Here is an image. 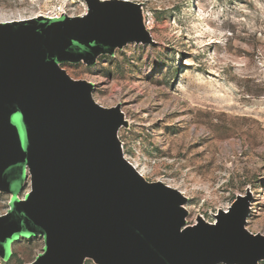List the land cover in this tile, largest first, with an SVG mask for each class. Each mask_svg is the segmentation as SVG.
I'll use <instances>...</instances> for the list:
<instances>
[{"label": "water", "instance_id": "95a60500", "mask_svg": "<svg viewBox=\"0 0 264 264\" xmlns=\"http://www.w3.org/2000/svg\"><path fill=\"white\" fill-rule=\"evenodd\" d=\"M85 1L82 16L0 21V191L12 194L0 257L40 236L43 250L27 264H258L264 235L245 228L249 196L213 223L187 225L181 191L147 181L124 157L120 107L95 102L93 84L59 66L154 43L139 4Z\"/></svg>", "mask_w": 264, "mask_h": 264}, {"label": "rangeland", "instance_id": "374dc122", "mask_svg": "<svg viewBox=\"0 0 264 264\" xmlns=\"http://www.w3.org/2000/svg\"><path fill=\"white\" fill-rule=\"evenodd\" d=\"M129 1L154 43L59 66L91 82L95 102L120 107L124 157L147 181L181 191L187 225L213 223L249 196L245 228L264 235V0ZM87 11L85 0H0V21ZM11 198L0 191V214ZM43 246L40 236L20 237L0 264H27Z\"/></svg>", "mask_w": 264, "mask_h": 264}, {"label": "bare ground", "instance_id": "6f19581e", "mask_svg": "<svg viewBox=\"0 0 264 264\" xmlns=\"http://www.w3.org/2000/svg\"><path fill=\"white\" fill-rule=\"evenodd\" d=\"M48 17H51V16H48ZM1 21H9V19H7V18H1ZM115 106H116V105H115ZM127 159H128V158H127ZM128 160H129V159H128ZM129 162H130L135 168H137L134 162H131V160H129ZM138 171H139V170H138ZM139 173L142 175L141 171H139ZM142 176H143V175H142Z\"/></svg>", "mask_w": 264, "mask_h": 264}, {"label": "built area", "instance_id": "2783aa9c", "mask_svg": "<svg viewBox=\"0 0 264 264\" xmlns=\"http://www.w3.org/2000/svg\"><path fill=\"white\" fill-rule=\"evenodd\" d=\"M61 15H53V16H51V17H60Z\"/></svg>", "mask_w": 264, "mask_h": 264}]
</instances>
